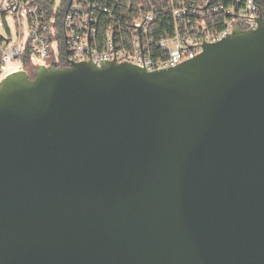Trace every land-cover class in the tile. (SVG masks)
<instances>
[{
	"label": "water",
	"instance_id": "water-1",
	"mask_svg": "<svg viewBox=\"0 0 264 264\" xmlns=\"http://www.w3.org/2000/svg\"><path fill=\"white\" fill-rule=\"evenodd\" d=\"M154 72L0 83V264H264V17Z\"/></svg>",
	"mask_w": 264,
	"mask_h": 264
},
{
	"label": "built area",
	"instance_id": "built-area-1",
	"mask_svg": "<svg viewBox=\"0 0 264 264\" xmlns=\"http://www.w3.org/2000/svg\"><path fill=\"white\" fill-rule=\"evenodd\" d=\"M259 15L256 0H0V83L69 62L172 68L236 29L255 30Z\"/></svg>",
	"mask_w": 264,
	"mask_h": 264
},
{
	"label": "rangeland",
	"instance_id": "rangeland-1",
	"mask_svg": "<svg viewBox=\"0 0 264 264\" xmlns=\"http://www.w3.org/2000/svg\"><path fill=\"white\" fill-rule=\"evenodd\" d=\"M6 22H7V27H8V29H9V32H10V34H11V36H12L13 41H16V40H17V37H16V35H15V34H16V29H15V27H14V25H13L12 20L9 19V18H7V19H6ZM23 30H24V32H25V30H26L25 25H23ZM0 33H1V34H6V33H7L6 28H5V27H0ZM11 70H12V69L7 68V69L4 71L3 76H5L6 72L11 71Z\"/></svg>",
	"mask_w": 264,
	"mask_h": 264
},
{
	"label": "trees",
	"instance_id": "trees-1",
	"mask_svg": "<svg viewBox=\"0 0 264 264\" xmlns=\"http://www.w3.org/2000/svg\"><path fill=\"white\" fill-rule=\"evenodd\" d=\"M256 3L259 7V10H260V14L264 17V0H256ZM66 65L65 64H62V65H59V66H55V68H60V67H65ZM33 74L34 73H29V77L30 78H33Z\"/></svg>",
	"mask_w": 264,
	"mask_h": 264
}]
</instances>
